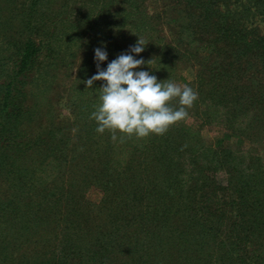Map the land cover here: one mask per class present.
I'll use <instances>...</instances> for the list:
<instances>
[{"label":"trees","instance_id":"16d2710c","mask_svg":"<svg viewBox=\"0 0 264 264\" xmlns=\"http://www.w3.org/2000/svg\"><path fill=\"white\" fill-rule=\"evenodd\" d=\"M141 1L0 0V264H264V0H167L168 40ZM98 47L101 69L128 53L162 83L191 68L185 118L222 134L97 133ZM79 49L71 121L32 134L29 97Z\"/></svg>","mask_w":264,"mask_h":264},{"label":"clouds","instance_id":"9594fccd","mask_svg":"<svg viewBox=\"0 0 264 264\" xmlns=\"http://www.w3.org/2000/svg\"><path fill=\"white\" fill-rule=\"evenodd\" d=\"M148 42L138 37L128 53H141ZM128 53L119 54L106 69H101V62L107 60V52L99 47L94 49L97 72L84 81L85 88H92L98 80L105 83L99 87V102L89 118L96 122L97 133L107 131L113 141L118 136L123 142L133 137L164 135L170 126L187 116V109L198 99V93L188 85L181 87L171 81L162 83L148 71H134L146 61ZM174 99L177 101L175 107L170 103Z\"/></svg>","mask_w":264,"mask_h":264},{"label":"rangeland","instance_id":"374dc122","mask_svg":"<svg viewBox=\"0 0 264 264\" xmlns=\"http://www.w3.org/2000/svg\"><path fill=\"white\" fill-rule=\"evenodd\" d=\"M167 0H142L140 2L141 13L144 14L148 20L151 22H158V32L157 34L164 39L174 38L173 30H170L165 24L166 20L172 14V8L170 7ZM157 26V25H156ZM260 30L264 32V20L259 23ZM130 36V34H128ZM185 36V33L182 35ZM144 35H140L139 38H143ZM86 38V39H85ZM138 40V38L136 37ZM85 40V41H83ZM87 41V36L84 35L82 40L79 41L80 44L84 45ZM81 49L77 50L74 56L73 64L70 68L59 69L56 72L53 71L54 76L52 78L51 84L47 89H44L42 93L35 94L32 97H29V106H36L38 108V114L45 113V109H50L49 113L42 114L39 117H35L34 121L31 123L32 134L36 132V129L40 127H46L48 124H60L61 122L71 121L72 115L69 108V98L72 95L70 90L72 89V81L75 78V74L81 59ZM179 69V68H178ZM193 77V72L191 68H184L178 70L177 77L174 79V83L183 86L185 82H189ZM40 84V83H38ZM33 91L38 92L39 89H34ZM183 123L185 127L189 129V132L194 134L197 133L200 137H203L205 140H210L213 136L221 135L223 131H217L215 128L208 129V127L198 126L197 122L192 118L187 117L184 119ZM30 133V132H29ZM31 135V134H29ZM234 142L235 138H231ZM246 143V142H245ZM261 143L264 146V135L262 136ZM87 198L92 202H97L99 198V193L94 188H89L86 192Z\"/></svg>","mask_w":264,"mask_h":264}]
</instances>
